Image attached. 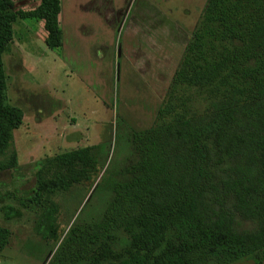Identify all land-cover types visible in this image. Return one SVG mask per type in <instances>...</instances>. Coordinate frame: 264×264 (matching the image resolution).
<instances>
[{"label":"trees","instance_id":"obj_1","mask_svg":"<svg viewBox=\"0 0 264 264\" xmlns=\"http://www.w3.org/2000/svg\"><path fill=\"white\" fill-rule=\"evenodd\" d=\"M60 11V0L17 11L0 0V171L17 166L13 133L24 117L7 98L12 24L42 21L45 45L59 48ZM127 141L134 159L107 166L95 185L101 217L77 219L47 264H234L264 251V0H207L156 123ZM106 155L100 143L44 159L28 201L92 181ZM8 236L0 228V254Z\"/></svg>","mask_w":264,"mask_h":264},{"label":"rangeland","instance_id":"obj_2","mask_svg":"<svg viewBox=\"0 0 264 264\" xmlns=\"http://www.w3.org/2000/svg\"><path fill=\"white\" fill-rule=\"evenodd\" d=\"M11 1L14 11L39 3ZM206 4L60 0L62 46L55 49L45 45L41 21L16 18L3 61L8 101L24 117L13 133L17 166L0 171V228L9 235L0 264H47L77 219L101 217L105 195H93L95 185L107 166L118 170L134 159L127 139L156 123ZM191 105L200 113L205 101L195 96ZM100 143L107 155L92 181L28 201L41 161ZM48 207L56 209L53 223L43 217ZM239 226L252 224L239 220ZM234 264H264V251Z\"/></svg>","mask_w":264,"mask_h":264},{"label":"crops","instance_id":"obj_3","mask_svg":"<svg viewBox=\"0 0 264 264\" xmlns=\"http://www.w3.org/2000/svg\"><path fill=\"white\" fill-rule=\"evenodd\" d=\"M41 24L43 25V22L41 21Z\"/></svg>","mask_w":264,"mask_h":264}]
</instances>
